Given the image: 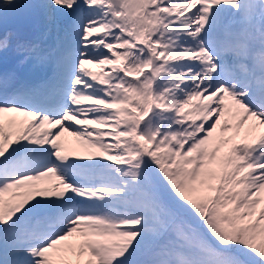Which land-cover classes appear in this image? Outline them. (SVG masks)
<instances>
[{"label": "snow or ice", "instance_id": "6c2138e0", "mask_svg": "<svg viewBox=\"0 0 264 264\" xmlns=\"http://www.w3.org/2000/svg\"><path fill=\"white\" fill-rule=\"evenodd\" d=\"M0 264H264V0H0Z\"/></svg>", "mask_w": 264, "mask_h": 264}, {"label": "rangeland", "instance_id": "374dc122", "mask_svg": "<svg viewBox=\"0 0 264 264\" xmlns=\"http://www.w3.org/2000/svg\"><path fill=\"white\" fill-rule=\"evenodd\" d=\"M68 140H69V142H72V139L70 137L68 138Z\"/></svg>", "mask_w": 264, "mask_h": 264}]
</instances>
